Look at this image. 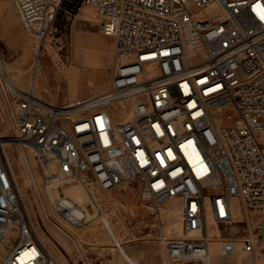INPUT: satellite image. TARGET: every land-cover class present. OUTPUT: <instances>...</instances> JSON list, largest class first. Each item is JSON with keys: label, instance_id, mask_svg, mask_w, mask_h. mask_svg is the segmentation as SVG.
<instances>
[{"label": "built area", "instance_id": "1", "mask_svg": "<svg viewBox=\"0 0 264 264\" xmlns=\"http://www.w3.org/2000/svg\"><path fill=\"white\" fill-rule=\"evenodd\" d=\"M65 1L13 0L35 77L21 87L0 61V264H62L45 218L71 239L70 227L91 221L52 196L71 182L128 183L153 212L178 200L184 235L164 236L166 264H212L215 238L224 255L264 261V0H68L97 13L118 63L106 90L54 102L36 83L42 58L62 45ZM17 146L34 152V192L8 156L21 158ZM149 234L136 237L163 231Z\"/></svg>", "mask_w": 264, "mask_h": 264}, {"label": "rangeland", "instance_id": "2", "mask_svg": "<svg viewBox=\"0 0 264 264\" xmlns=\"http://www.w3.org/2000/svg\"><path fill=\"white\" fill-rule=\"evenodd\" d=\"M74 4L73 2L65 3V10L59 17L61 26L58 37L62 45H59L60 47L57 44L53 45L51 56L47 54L42 58V67L37 74L38 94L54 102L72 101L104 91L110 84L118 63L115 39L102 32L96 17L97 13L94 14L88 9L79 12L77 8H74ZM0 51L10 69L9 74L15 82L21 87H28L35 77L33 52L13 0H0ZM18 150L20 152L21 149L18 148ZM26 150L30 159L26 160H29V163L31 161L33 166L36 165L34 152L31 149ZM26 160L18 155L17 159H14V166L22 177L23 186L24 183L31 184L30 180L33 178L26 168L28 166ZM80 187V183L71 182L61 184L52 192L54 196L62 192L84 207L90 216L96 214L84 228L70 227L80 239L82 249L87 251L89 263H168L164 236L184 235V232L172 231L173 228H169L173 222H180L178 200L164 201L159 205V209L153 212L152 209L146 208L150 199L141 198L135 194L128 183L110 191L90 183V189L96 194L97 203L104 212V216L111 221V227V224L107 225L108 222L106 223L104 216L101 218L97 215L91 200L79 202L73 198V196L79 197ZM31 188L34 192L35 185ZM28 192L31 194L30 188ZM58 221L65 224L63 221ZM45 223L48 228V231H45L47 232L45 239L57 255L60 256L61 251L56 247L54 240H58L66 249L65 256L70 264H82L73 239L46 218ZM132 224H135L133 230ZM155 227L163 231L162 239L152 238L150 241H144L136 237L139 230H145L150 233V237H153L152 230ZM115 237L122 242L121 249H118L113 242L112 239ZM217 239L219 238H215L216 242H211L212 264H249L253 260L251 255L240 250L233 256L223 255L220 249L221 242ZM256 262L262 264L264 261L258 256ZM65 264L68 263L65 261Z\"/></svg>", "mask_w": 264, "mask_h": 264}, {"label": "bare ground", "instance_id": "3", "mask_svg": "<svg viewBox=\"0 0 264 264\" xmlns=\"http://www.w3.org/2000/svg\"><path fill=\"white\" fill-rule=\"evenodd\" d=\"M82 18H84L83 16H82ZM85 19V18H84ZM0 61H1V63H2V65H3V67L5 68V70L6 71H8L9 73H10V69H9V67H8V64H7V62L5 61V59L3 58V55H2V53H0ZM42 67V66H41ZM91 83V82H90ZM108 86H109V84H108ZM108 88V87H107ZM106 88V89H107ZM105 89V90H106ZM102 92V91H101ZM20 153H21V157L23 158V159H29V155H28V152L26 151V150H24V149H21V151H20ZM8 156H9V158H10V161H11V163H12V165H13V168H14V170L16 171V169H15V166H14V157L12 156V153L10 152V153H8ZM30 160V159H29ZM29 160L27 161L26 160V163H27V165L28 166H26V168L30 171V172H32L33 173V178H32V180H30L31 182V184H29L30 186H34L35 184H38V179L35 177V172H34V168H33V166H32V163H31V161H30V163H29ZM24 172V171H23ZM81 185V187H80V194L78 195L79 197H77V198H75L74 196H73V198L75 199V200H77V201H79V202H84V201H86L87 199H89V200H91L92 202H93V204H94V206H95V208L98 210V214L100 215V217L102 218L103 216H104V212L102 211V209H101V207H100V205H99V203H97V196H96V194L93 192V191H91V189L90 188H87V187H85V185H82V184H80ZM68 191V190H67ZM70 192V191H69ZM51 194H52V196H53V192L51 191ZM36 195H37V193H36ZM178 212H179V214H180V222H173L170 226H169V228H173V230L172 231H180V232H183V227H182V215H181V209H180V205L178 204ZM177 215V214H176ZM96 216V214H94V215H92V216H90L89 215V213H88V217H89V219H92L93 217H95ZM105 217V216H104ZM174 217V216H173ZM105 220H106V223H107V225H109V224H111V221H109L108 220V218H106L105 217ZM178 220V219H177ZM111 227H112V224H111ZM111 227H109V228H111ZM62 231H63V229H62ZM171 231V232H172ZM217 232V228L215 227L214 229H211V232L213 233V232ZM66 235V234H65ZM44 236V238H46V236H45V234L43 235ZM73 239H74V241H75V243H76V247H78L79 249H80V251H82V246H81V241H80V239L78 238V237H76L73 233H71V235H70ZM113 240V242H115V245H116V247L118 248V249H121L122 247V242L121 241H119L116 237L115 238H113L112 239ZM214 242V241H213ZM216 242V241H215ZM220 249H221V247H220ZM69 250V249H68ZM70 251V250H69ZM71 252V251H70ZM224 255V254H223ZM233 255H235V254H230V255H226V256H233ZM59 258H60V261H61V263L62 264H65V261L68 263V264H70L69 263V261H68V259H67V257L63 254V252H60V256H59ZM82 264H85V263H82Z\"/></svg>", "mask_w": 264, "mask_h": 264}, {"label": "trees", "instance_id": "4", "mask_svg": "<svg viewBox=\"0 0 264 264\" xmlns=\"http://www.w3.org/2000/svg\"><path fill=\"white\" fill-rule=\"evenodd\" d=\"M68 2H70V1H65V3H68ZM65 3H64V4H65Z\"/></svg>", "mask_w": 264, "mask_h": 264}]
</instances>
